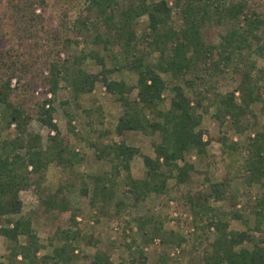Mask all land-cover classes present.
<instances>
[{
  "label": "trees",
  "instance_id": "1",
  "mask_svg": "<svg viewBox=\"0 0 264 264\" xmlns=\"http://www.w3.org/2000/svg\"><path fill=\"white\" fill-rule=\"evenodd\" d=\"M76 1L79 5L80 2ZM81 6L93 19L77 17L70 28L79 35L93 33V44L102 45L105 50L118 48L124 64L117 65L114 70L125 69L136 79L132 87L123 81L104 80L106 91L116 97L122 109L116 123V133L122 137L126 132H140L153 138L151 145L154 157H142L145 167V177L142 179H133L129 174V161L137 151L127 147L123 141L112 145L105 156L113 166V171L120 168L126 171L123 185L126 194L133 196L135 203L151 195L167 194L170 180H174L177 187L190 183L195 168L186 158L192 154H206L207 144L198 128L202 113L206 114L210 107L215 108L213 118L221 125L229 117L237 130L243 126L241 119L251 113L249 108L252 104L261 102L264 114V99H261L264 69L257 70L249 57H244L242 53L245 49L251 50L254 40H259L256 33L264 22L247 7L246 0H174V7L182 18L179 28L173 25L171 8L164 1L83 0ZM15 9L21 13L20 9ZM240 15L243 16V24L223 35L219 45L214 46L204 40L202 30L206 23L215 19L219 21L223 16L235 20ZM142 17H146L147 23L137 41L134 25ZM99 23H104V34L97 27ZM257 48L259 51L262 49ZM152 57L154 60H151ZM85 58L83 53L50 64V77L46 83L49 92L56 95L59 83L62 82L66 89L71 90L74 102L78 101L80 95L91 93L99 77L80 68ZM0 66V131L9 130L13 125L15 128L13 137L0 140V235L9 243L8 261L11 264H71L78 259L74 254L78 233H74L71 228H58L51 246L54 242L59 245L53 248L50 255L39 258L37 254L40 246L31 223L28 219L13 218L21 213L20 192L31 186L46 212L68 211V201L62 195L63 187L54 193H47L42 187L45 174L50 164H55L65 172H72L82 160L52 123L53 109H44L42 105L38 113L39 121L53 132L45 144L39 135L27 132L28 116L10 100L14 92L10 82L12 79L17 80L16 65L11 63ZM242 67L248 70L243 71V79L236 89L240 95L239 105L234 93H214L212 98L209 97L219 77L229 72L238 74ZM3 69L5 76L1 75ZM253 72H256L255 75ZM134 90L135 96L131 98ZM165 92L170 94L168 104H165L163 97ZM206 101L208 103L204 105ZM68 126L72 134L74 128L71 122ZM249 154L244 163L248 175L246 184L259 185L263 190L251 210L255 217L251 233L259 234L262 233L260 227L264 216V145L260 144L258 137L250 143ZM102 157L100 149L97 159ZM114 179L115 175L111 179H94L89 198L92 207L100 204L104 210L112 203L117 193ZM81 184L80 194L88 196V186L83 180ZM74 187L72 183L68 186L69 189ZM226 191V181L209 182L206 192L183 194V201L191 207L193 214L194 233L204 231L205 228H214L216 231L217 238L211 245L212 252L210 255L205 254L204 264H264V239L248 232L227 231L223 215L209 206L211 200L223 201ZM122 205L121 200L115 203L117 209ZM232 216L235 220L239 217L235 214ZM137 222L139 234L144 239L159 238L163 245L177 246L183 241L182 237L173 232H163L162 225L152 217L140 218ZM165 236H172L174 242H169ZM20 237L25 239L24 243L19 242ZM245 242L250 244L249 247L241 246ZM17 257H20V261H17ZM88 264L112 263L105 252L97 250ZM122 264L147 263L141 256Z\"/></svg>",
  "mask_w": 264,
  "mask_h": 264
},
{
  "label": "rangeland",
  "instance_id": "2",
  "mask_svg": "<svg viewBox=\"0 0 264 264\" xmlns=\"http://www.w3.org/2000/svg\"><path fill=\"white\" fill-rule=\"evenodd\" d=\"M156 1L168 4L173 25L179 28L182 18L174 7V0ZM78 2L81 4L78 5L76 0H0V65L13 63L17 69V80L12 79L10 82V88L14 89L11 102L28 116L27 132L39 135L43 144L53 134L39 121L38 113L42 105L44 109L49 105L48 109H53L52 123L57 127L60 136L68 141L71 150L82 160L72 172H65L55 164H50L45 174L42 187L47 193H54L63 187L62 195L68 201V211L46 212L39 204V197L33 186L19 194L21 213L13 219L24 218L31 223V229L35 232L40 246L37 256L42 258L50 255L53 248L59 245L54 242L53 247L51 246L58 228H71L74 233H78L74 242V254L78 259L71 264H88L97 250L105 252L112 264L127 263L141 256L146 259L147 264H204L205 254L210 255L212 252L211 245L217 238L216 231L214 228H205L204 231L194 233L193 214L191 207L184 203L183 194L206 192L209 182H227L226 198L223 201L209 202L211 208L219 210L223 215L225 229L239 233L248 232L264 239V216L260 227L262 233H251L255 225L251 210L263 190L259 185L246 184L248 175L244 169V163L250 156V143L258 137L260 144L264 145L262 103L256 102L250 106L251 113L241 119L243 126L239 130L231 124L229 117L222 125L213 118L214 107H210L206 114L200 112L202 120L198 131L207 147L206 154H192L186 158L195 168L190 183L177 187L174 180H170L167 194L151 195L146 200L135 203L133 196L126 194L123 185L126 171L122 168L113 171V166L105 156L112 145L123 141L127 147L137 151L129 161V174L133 179H142L145 177L142 157H154L151 145L153 138L140 132H126L122 137L116 133L115 127L122 109L116 97L106 91L104 80L123 81L132 87L136 79L125 69L114 70L117 65L124 64L118 48L105 50L102 45L93 44V33L79 35L70 28L77 17L93 19L83 10V0ZM246 5L264 22V0H246ZM15 8L20 9L21 13H17ZM146 23V17L136 21L134 28L137 41L145 31ZM242 24V15L235 20L223 16L219 21L215 19L205 24L203 38L208 44L217 46L223 35ZM97 27L104 34V23H99ZM256 36L259 40H254L251 50L245 49L242 53L244 57H249L257 70H262L264 24ZM257 46L262 49L259 51ZM83 53L86 58L80 63V68L99 77L93 91L80 95L76 102L72 100L71 90L66 89L62 82L59 83L56 95L49 92L46 84L50 77L48 66ZM245 70L248 68L242 67L238 74L229 72L219 77L213 84L209 97L212 98L214 93H234L235 101L239 105L240 95L236 89ZM4 72L5 69L1 71L2 76L6 75ZM255 73L253 72L254 75ZM135 93L134 90L131 98ZM48 94L51 95L49 99ZM169 96V92L163 94L165 104H168ZM190 97L193 96L190 94ZM261 99H264V89L261 90ZM207 103L204 102V105ZM1 111L0 104V113ZM69 122L74 128L72 134L69 132ZM14 135L13 125L9 130L0 131V140ZM100 149L103 157L99 160L97 153ZM112 175H115L114 184L117 189L115 199L104 210L100 208V204L92 207L89 198L94 179H111ZM81 180L88 186V196L80 194ZM70 183L75 187L69 189ZM118 200L123 201V205L117 209L115 203ZM234 214L239 216L237 220L233 219ZM145 217H152L156 223L161 224L163 232H173L182 237L180 246L163 245L159 238L147 240L141 237L137 221ZM165 238L174 242L172 236ZM24 241L23 237L19 238L20 243ZM249 245L245 242L241 246ZM8 246L7 240L0 235V264H11L8 261ZM262 246L264 247V241ZM17 261H20V257H17Z\"/></svg>",
  "mask_w": 264,
  "mask_h": 264
},
{
  "label": "built area",
  "instance_id": "3",
  "mask_svg": "<svg viewBox=\"0 0 264 264\" xmlns=\"http://www.w3.org/2000/svg\"><path fill=\"white\" fill-rule=\"evenodd\" d=\"M50 97H51V95L48 94V95H47V98L49 99ZM45 107L48 109V108H49V105H46ZM52 134H53V132H52Z\"/></svg>",
  "mask_w": 264,
  "mask_h": 264
}]
</instances>
